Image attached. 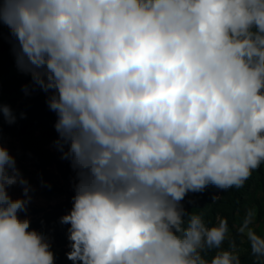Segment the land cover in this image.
<instances>
[{"label": "clouds", "instance_id": "clouds-1", "mask_svg": "<svg viewBox=\"0 0 264 264\" xmlns=\"http://www.w3.org/2000/svg\"><path fill=\"white\" fill-rule=\"evenodd\" d=\"M0 24L75 174L67 260L242 264L235 241L223 247L227 219L208 226L183 201L239 189L264 164V0H0ZM0 117L16 121L3 104ZM33 192L0 142V264H55ZM255 215L238 232L264 258Z\"/></svg>", "mask_w": 264, "mask_h": 264}, {"label": "trees", "instance_id": "trees-1", "mask_svg": "<svg viewBox=\"0 0 264 264\" xmlns=\"http://www.w3.org/2000/svg\"><path fill=\"white\" fill-rule=\"evenodd\" d=\"M0 33L2 34L0 36L2 37L0 39L1 49L2 51H8V39L11 38L8 27L4 25L0 28ZM26 85H31V77L29 75H25L23 78H14L0 85V95L1 93L16 91ZM0 98L2 97L0 96ZM0 104L10 106L16 117L15 123L11 125L0 117V136L18 137L22 147L32 154L42 166L56 164V156L46 148L49 144H54L58 136L54 128L57 119L56 114L49 110V108L41 105L22 103L18 106H12L2 99H0ZM59 170L62 177L70 185L64 194L65 201L54 206L52 210L44 212L36 220L31 221V227L46 235L53 236L58 241L69 242L67 240L68 226L60 224L59 218L67 213L72 206L71 198L74 195L73 183L75 174L68 161ZM259 170L260 168L253 171L251 177L245 182L243 187L223 191L217 200H213V197L217 196V188L209 185L202 192L201 199H195V193H189L183 201L185 208L191 214L201 215L208 226H214L217 223L218 217L227 219L231 236L225 243L228 247L230 241H235L236 248L243 247L246 249L247 253L240 256L242 264H264V258L254 256L251 253L249 243H243L240 240L239 232L234 226L235 215L241 211L245 196L250 190L251 181ZM189 201H193L194 203H189ZM214 251L208 253L209 259L214 254ZM55 264H72V262L67 263L62 261V256L58 255Z\"/></svg>", "mask_w": 264, "mask_h": 264}, {"label": "rangeland", "instance_id": "rangeland-1", "mask_svg": "<svg viewBox=\"0 0 264 264\" xmlns=\"http://www.w3.org/2000/svg\"><path fill=\"white\" fill-rule=\"evenodd\" d=\"M3 26L4 25L0 24V28ZM0 36H2L1 33ZM1 38L2 37H0V39ZM1 48L0 43V85L14 78H23L26 74L20 72L16 67L15 57L12 52V37L8 39V51H2ZM28 86L30 87L27 93L24 91V86L10 93H1L0 96L2 98L0 99L12 106L28 103L30 105H41L48 108L46 103L47 94L37 88L33 89L31 85ZM0 142H2L16 157L18 167L34 188V192L32 193L33 199L28 211L31 221L36 220L44 214V212L52 210L54 206L65 201L64 194L70 185L66 179L62 177L59 168L63 167L66 160L61 159V154L55 148L54 144H49L46 148L56 156L57 163L42 166L32 154L28 153L22 147L18 137L1 135ZM9 191L14 198L21 195V188L19 186H14ZM216 191L219 196L223 193L220 189H216ZM194 198L201 199L202 192L195 193ZM248 209H254L256 213L251 227H253L258 234L264 235V164L261 165L259 172L255 174L251 181L250 190L245 196L241 211L237 212L235 215L234 226L237 231ZM23 215L24 214L21 213V216ZM47 236H49L52 241V250L55 254V258L61 255L62 261L70 263L71 261L67 260L65 255V253L69 251V242L58 241L51 235ZM230 236L231 233L229 231L228 238ZM239 236L243 243L248 242L245 235L239 233ZM223 247L227 248L226 243H224ZM236 251L239 256L247 253L246 249L243 247L236 248Z\"/></svg>", "mask_w": 264, "mask_h": 264}]
</instances>
